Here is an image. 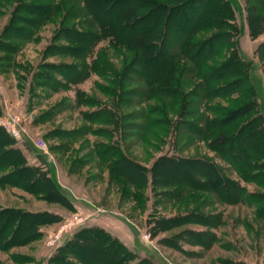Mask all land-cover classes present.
<instances>
[{
    "label": "rangeland",
    "instance_id": "obj_1",
    "mask_svg": "<svg viewBox=\"0 0 264 264\" xmlns=\"http://www.w3.org/2000/svg\"><path fill=\"white\" fill-rule=\"evenodd\" d=\"M18 1H0V36L12 16L19 21L27 18L22 11L14 13ZM225 1L233 13L231 41L248 63V80L255 96L251 115L262 123L264 24L257 26V36H250L249 6L255 4L256 11L264 13V3ZM62 28L74 33H88L94 28L98 33L84 18L74 17L63 23L56 17L28 40L0 41V116L8 126L19 130V138L10 136L25 165L48 171L47 175L66 192L74 210L47 204L20 185L0 183V206L48 210L61 217L38 226L40 235L36 239L0 249V264H54L49 260L56 255L68 264H82L68 251V243L74 240V234L92 228L102 231L113 241L110 243L126 249V255L118 249L120 264H264V203L251 196L264 194V180H248L249 172L240 177L234 165L218 156L214 141L221 147L223 135L196 131L203 127L202 118L197 117L203 113L211 117L205 105L229 106L228 98L203 102L188 97L183 105L178 99L176 103H159L156 97L141 92L144 88L151 91L134 66L126 72L132 54L125 48L107 38L76 41L67 32L69 37L64 39L56 34ZM189 75L184 76L187 86H181L184 92L200 81L198 76ZM37 139L43 140L45 151L35 145ZM119 154L144 169L143 182H124L109 171L107 161ZM161 156L209 161L243 191L236 195L237 200L223 201L209 188L177 183L174 180L182 174L196 177L202 168L189 170L185 165L161 162ZM155 163L158 165L153 167ZM255 163L261 171L264 159ZM6 171L0 169V177ZM202 173L198 179L204 178ZM134 178L141 180L139 173ZM219 187L220 194L233 195L230 187L222 183ZM70 215L76 216V224L62 232L58 239L61 245L48 244ZM96 253L84 256L97 261L93 258ZM101 260L105 262V257Z\"/></svg>",
    "mask_w": 264,
    "mask_h": 264
},
{
    "label": "trees",
    "instance_id": "obj_2",
    "mask_svg": "<svg viewBox=\"0 0 264 264\" xmlns=\"http://www.w3.org/2000/svg\"><path fill=\"white\" fill-rule=\"evenodd\" d=\"M0 1L10 3L13 0ZM243 1L248 5L247 0ZM254 1L261 5L264 3V0ZM249 8L250 36L255 37L260 33L257 26L264 24V13H258L255 4ZM21 11L27 18L19 21L12 16L1 33L0 41H25L40 26L56 17H61L63 23L80 17L91 25V29L96 27L98 33L94 32V28L88 33H74L72 29L62 28L56 34L65 39L69 37L66 36L67 32L76 41L107 38L125 48L132 54L126 72H130V67L134 66L135 73L147 81L151 92L146 88L141 91L147 97H156L159 103L165 100L176 103L178 99L181 104L188 97L203 102L216 97L228 98L229 106L205 105L211 117L204 113L197 117L203 120L201 129L192 125L194 123L187 124L197 128V133L223 135L219 141L221 147L214 141L213 149L218 156L234 165L240 177L249 172L248 180L256 183L264 180V166L258 171L257 168L261 167H256L258 165L255 163L258 159H264V121L261 123L260 118L251 115L255 96L248 80V63L237 54L234 42L231 41L230 30L233 26L230 22L233 21V13L225 0H19L14 13ZM19 23L24 26L18 27ZM261 47H264V43ZM2 50L10 52L7 48L2 47ZM188 73L191 74L189 76H198L200 81L184 92L181 86H187L184 76ZM234 93L237 98L230 99L228 96ZM154 108L157 110L158 107ZM182 110L180 108L179 113ZM195 114L200 115L198 112ZM237 141L240 143L236 144ZM13 142L10 134L0 127V169L7 170L0 177V183L20 185L47 204H56L68 211L74 210L68 195L58 186L54 177L48 176V171L42 168L26 166L20 151L12 147ZM101 155L99 157H103ZM36 157L41 163L44 162L41 155ZM159 160L173 165H185L189 170L202 168L199 173L203 172V179H198L197 172L196 177L182 174L183 177L174 181L184 182L189 188H209L218 192L223 201L237 200L236 195L243 191L237 182L225 179L218 173L209 161L172 156H161ZM107 166L112 174L120 176L124 182L136 184L144 181V169L140 166L137 168L121 154L115 160L107 161ZM138 173L141 180L133 179ZM221 183L230 187L233 192L231 197L222 195V192L220 194ZM251 196L264 203V194ZM60 219V215L48 210L30 211L0 206V249L36 239L40 235L38 226ZM73 237L74 240L68 243V251L82 264H120L122 256L118 255L117 258L118 249L120 253L127 254L124 247L110 243L113 241L95 228L82 229ZM92 251L98 253L93 257L97 261H90L84 256V253L87 255ZM103 257L105 262L101 260ZM49 262L68 264L61 255L52 257Z\"/></svg>",
    "mask_w": 264,
    "mask_h": 264
},
{
    "label": "built area",
    "instance_id": "obj_3",
    "mask_svg": "<svg viewBox=\"0 0 264 264\" xmlns=\"http://www.w3.org/2000/svg\"><path fill=\"white\" fill-rule=\"evenodd\" d=\"M0 126L5 129L6 132H8L12 137L19 138V130L14 129L10 126H8L7 122L5 121L4 117L0 116ZM35 145L38 147V149L45 151V143L41 139H37ZM76 216L70 215L68 218L64 219L63 222L60 224L59 229L57 230L53 239L48 242V244H53L56 242L55 246L59 247L61 245V242H58L59 237L61 236L62 232L67 231L70 229L74 224H76Z\"/></svg>",
    "mask_w": 264,
    "mask_h": 264
},
{
    "label": "crops",
    "instance_id": "obj_4",
    "mask_svg": "<svg viewBox=\"0 0 264 264\" xmlns=\"http://www.w3.org/2000/svg\"><path fill=\"white\" fill-rule=\"evenodd\" d=\"M10 207L23 208V207H20V206H10ZM24 209H27V210H29L28 208H24Z\"/></svg>",
    "mask_w": 264,
    "mask_h": 264
}]
</instances>
